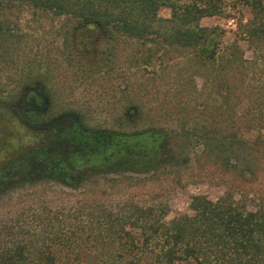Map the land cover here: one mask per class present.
I'll use <instances>...</instances> for the list:
<instances>
[{
    "label": "trees",
    "instance_id": "obj_1",
    "mask_svg": "<svg viewBox=\"0 0 264 264\" xmlns=\"http://www.w3.org/2000/svg\"><path fill=\"white\" fill-rule=\"evenodd\" d=\"M161 7L169 14H160ZM24 10L31 25L61 19L58 33L65 38L61 54L75 65L73 80L94 75L87 74L80 50L65 53L68 33L77 42L91 44V34L101 27L100 33H106L111 43L109 58L114 42L153 43L166 61L154 69L150 80L168 85L161 100L147 108L151 116L147 119L173 118V150L180 154L201 145L202 152L218 158L223 172L247 184L264 173V0H0V22L7 27L0 33V73L18 82L47 78L55 60L51 48L40 52L21 43L27 35L16 25ZM211 15L234 19L232 40L221 38L224 28L201 23ZM241 40L252 57L244 55ZM92 51L87 49L88 54ZM126 58L128 66L137 62L133 52ZM43 62L45 70L40 69ZM102 73L93 78L113 88ZM196 75L202 78L200 86ZM151 88L146 81H130L121 90L120 113L126 115V109L135 105L144 115L137 93L157 97L160 89ZM199 96L201 107L196 104ZM247 96L251 101L238 110L239 100ZM178 162L173 156L136 166L130 161L106 170L104 175L119 177L106 176L109 181L104 183L98 179L89 186L81 179L62 183L81 188L74 197H58L45 184L38 187L39 180L49 177L37 168L6 175L0 179V264H264V190L238 191L227 183L216 198L192 193L189 210L169 218L168 202L158 196L151 201L131 195L107 197L129 178L141 179L131 172H176Z\"/></svg>",
    "mask_w": 264,
    "mask_h": 264
},
{
    "label": "rangeland",
    "instance_id": "obj_2",
    "mask_svg": "<svg viewBox=\"0 0 264 264\" xmlns=\"http://www.w3.org/2000/svg\"><path fill=\"white\" fill-rule=\"evenodd\" d=\"M159 12L162 15H168L169 9L167 7H161ZM246 14H249L248 10ZM29 15L30 14L27 10L21 12L16 27L18 26V28H20L21 33H24V36L27 35V37H25L24 40L22 39L21 42L23 44L26 43V47H30L32 50L40 49V52L45 48H51L53 51L52 59H55L52 60L53 63H51L54 65L53 72L51 71L50 75H48L47 78H44V83L50 88L49 91L52 92V94L53 92L54 94H57L55 104L57 110L67 109L79 112L84 121L94 127H118L120 125L124 130H129L132 127L131 123L134 121L135 125L154 127L162 126L172 132L175 122L171 120L173 119L171 116L165 117L164 115L155 120H152L151 118L147 119L148 117H151L147 114V108L161 100L159 98L162 96V91L164 87L168 85V83L165 84V81L163 82L160 80L157 81L158 83H154L150 80V76L154 69L164 66L166 61L164 60V57L158 53L159 51L155 50L156 47L153 43H142L140 41L114 42L112 43L114 46L113 49L108 53L111 56L109 58V56L106 57V53L109 51V44H111L108 38H102L101 49L99 50L91 45L97 40L95 39V35H99L98 33H100L98 30H95L96 33L91 34L94 41L91 42L88 47L93 49V51L91 54H80V60L85 69H87L88 75L93 74V77H95L100 75V72H103L102 74L105 75L104 77L109 81L111 80L114 87L112 88L107 81H105L106 85L102 86L99 81L95 80L92 76L84 77L79 75L73 80L72 78L75 77V75L73 76L75 65H73L72 61L71 63L68 62L65 58L67 56L61 54L65 39L64 35L58 33V26L61 19L56 18L53 20V23H51L49 19H42L41 25H31L26 22ZM201 23L211 27L218 25L219 27L224 28L225 32L222 34L221 38L224 42L232 40L233 32L231 29L235 25L233 18H227L223 15H211L203 17ZM69 28L70 31L74 29L73 27ZM33 36L36 40L33 39ZM72 37L73 33L67 34V40L74 39V37ZM240 45L245 49L244 55L246 57H252V51L249 49L247 43L241 40ZM128 52H133L137 57V62L135 61V63L130 64V66H128L129 61L126 58ZM65 53H68V48H65ZM105 58L108 64H104ZM45 68H47V65L43 62L40 69L45 70ZM254 75L256 78L260 76L259 72H256ZM195 79L197 85L200 86L202 78L196 75ZM142 80L146 81V83L152 87L151 89H153V91L160 89V93L157 94V97L154 96L153 98L150 94L138 92L137 97H140L143 102L146 113L140 116V109L134 105L138 110L135 116L128 117L122 115V113H120L121 90L126 88L130 81H138V83H142ZM13 83H16V79L9 80L5 72L0 73V90L2 89L1 86H4L5 84L12 89V87H14ZM57 88L60 89L61 92L57 91ZM201 99L202 96L197 98V107H201ZM250 101L251 98H248V96L239 100L238 110L242 109V107ZM121 115L122 117L120 118ZM9 127L10 130L5 132L3 125L0 122V159L2 157L11 158L18 153L23 152L26 149L24 144L25 141H32L27 135H31L34 131L27 129L20 122H11ZM27 130L29 131V134H27ZM4 139H6L7 146H4L5 144L2 142ZM170 141L171 143L167 144V147L171 148L173 152L172 156L179 160L178 163L180 168L178 171L169 173L162 172L156 175L151 174L152 171L139 173L135 171L131 172L132 175H140L141 179L129 178L130 182L127 181L121 183V185H123L121 190H113V192L107 194V197H115L116 200H118L123 196L131 195L137 200L151 201L154 197L158 196L167 200L169 211L166 217L169 218L178 212L189 210L188 203L192 193H206L209 197L216 198L223 192L227 183L234 184L238 191L240 187L245 190H247L248 187L251 191L254 189L264 190V173H260L258 179L249 182L248 184L247 181H238L234 179L231 173L223 172L221 162L218 158L202 152L203 149L201 148V145H191L184 153L178 154L172 148L174 146L172 137ZM32 142L35 143L34 140ZM5 149L14 152L7 154V150ZM2 165V162H0V172L2 170ZM104 172L97 173L96 177H91L90 180H88L89 177H84L81 180L83 183H86V186H89L87 183L93 179H98L100 183H104L105 181H109L106 179V176H118L110 173L104 175ZM123 180H126V178L118 179V181L121 182ZM127 183H132L133 185H127L125 187ZM42 184L51 186V189L55 190V195L58 197H74L75 195H80L82 191L81 188L74 190L67 184L55 182L51 177H49L48 180L41 179L37 182L38 187L42 186ZM235 195H238V193L236 192ZM178 264L190 263L183 261Z\"/></svg>",
    "mask_w": 264,
    "mask_h": 264
},
{
    "label": "flooded vegetation",
    "instance_id": "obj_3",
    "mask_svg": "<svg viewBox=\"0 0 264 264\" xmlns=\"http://www.w3.org/2000/svg\"><path fill=\"white\" fill-rule=\"evenodd\" d=\"M6 30L0 23V33ZM97 30L100 32L102 28ZM98 34L91 44L97 50L101 49L102 38H108L106 33ZM73 37L76 38L74 34ZM74 39H68L66 46L72 50H68V54L74 53V49L87 53L90 44ZM13 86L12 89L6 84L1 86L0 122L5 132L10 130L11 122H20L34 131L31 135L26 132L35 143L25 141L23 152L0 159L3 164L0 179L31 167L60 183H73L91 173L123 167L130 161L136 166L143 160L157 161L172 156L171 148L167 147L171 143V130L165 127L139 126L134 121L129 130L120 125L94 127L87 124L79 112L57 110V94L53 92L54 96L49 91L42 77L16 80ZM137 111L132 105L125 114L133 117ZM2 142L7 146L6 139ZM5 150L7 154L14 152Z\"/></svg>",
    "mask_w": 264,
    "mask_h": 264
}]
</instances>
